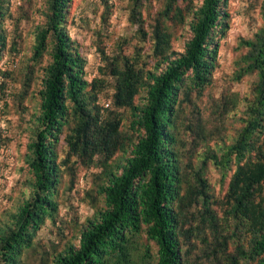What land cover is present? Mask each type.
Returning a JSON list of instances; mask_svg holds the SVG:
<instances>
[{
	"label": "trees",
	"instance_id": "trees-1",
	"mask_svg": "<svg viewBox=\"0 0 264 264\" xmlns=\"http://www.w3.org/2000/svg\"><path fill=\"white\" fill-rule=\"evenodd\" d=\"M144 1L134 0L130 16L140 26ZM224 1L202 0L195 6L193 0H166L150 31L154 68L144 69L128 56L108 58V73L115 78L110 101L129 109V126L138 132L134 139L122 130L118 113L104 114L97 100L104 80L85 76V59L65 26L70 0H46V21L37 28L32 54L37 61L47 51L50 61L38 90V125L27 144L30 192L13 214L12 226L0 234L3 264H21L36 230L54 217L60 167L73 171L71 157L87 167H102L98 190L104 206L81 230L78 244L55 255L51 264H239V259L264 264V26L246 42V68L256 70L258 80L249 116L235 140L220 157L208 152L192 166L198 151L221 139L231 123L227 114L238 96L229 88L220 98L208 94L202 103L193 102L182 129H176L180 90L211 84L214 36L227 16ZM2 16L0 0V21ZM169 18L189 24L191 36L179 54L170 51L164 23ZM105 56L102 50L104 61ZM137 95L142 98L135 103ZM64 127L65 156L58 159ZM121 150L129 155L114 161ZM209 158L219 168L235 166L224 194L225 216L211 206L203 173ZM143 233L157 246L154 253L140 240ZM229 236H242L247 247L238 242L236 253L229 252Z\"/></svg>",
	"mask_w": 264,
	"mask_h": 264
},
{
	"label": "rangeland",
	"instance_id": "rangeland-1",
	"mask_svg": "<svg viewBox=\"0 0 264 264\" xmlns=\"http://www.w3.org/2000/svg\"><path fill=\"white\" fill-rule=\"evenodd\" d=\"M165 1H144L139 11L141 26L130 17L134 0H70L67 6L66 30L79 44L85 59V76L88 80L94 76L104 80V87L97 99L105 108L104 114L118 113L122 118V130L134 139L138 132L129 126V109L116 108L110 101L115 78L108 73L106 62L108 58L123 55L136 58L138 66L144 69L154 68L157 57L152 54L150 31ZM201 1L193 0V4L198 6ZM180 4L183 6L184 3ZM223 8L227 16L223 28L214 36L217 50L211 84L201 90L189 87L180 90L176 129H182V121L190 113L193 102L202 103L208 94L220 98L229 88L238 96V104L227 114L231 123L222 138L212 140L200 149L193 160V167L208 152L221 156L244 125L249 116L248 106L255 97L258 74L256 70L246 68L249 48L246 42L253 40L264 26V0H225ZM46 13V0H3L0 21L4 36V45L0 47V234L12 226L13 214L30 192L27 144L34 138L38 125L36 118L41 100L38 90L41 88L44 67L50 61L47 51L37 61L32 54L37 28L45 24ZM164 23L170 32V51L173 54L183 52L191 36L188 22L179 23L169 18ZM102 50L107 58L105 61L101 58ZM141 96L137 95L133 101H140ZM67 132L68 127H64L58 145V159L65 156L64 136ZM128 155L129 151H117L113 160L123 161ZM75 160V157H71L69 161L73 171L66 165L60 167V181L55 193L57 211L52 219H45L36 230L31 247L22 252L21 264H51L55 255L71 244H78L81 230L104 206L98 190L103 177L102 167H87ZM234 167L231 163L229 169L219 168L210 158L204 166V177L212 195L211 206L219 216H225L224 194ZM140 240L148 243L151 252L156 251L157 246L153 241L146 240L144 233ZM238 242L247 247V241L242 236H229L228 251L236 253ZM0 264H3L1 260ZM239 264L251 262L239 259Z\"/></svg>",
	"mask_w": 264,
	"mask_h": 264
}]
</instances>
